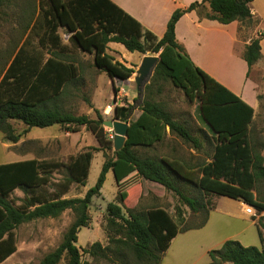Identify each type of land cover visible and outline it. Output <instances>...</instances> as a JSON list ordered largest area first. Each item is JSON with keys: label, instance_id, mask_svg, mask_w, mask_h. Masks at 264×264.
Instances as JSON below:
<instances>
[{"label": "trees", "instance_id": "trees-1", "mask_svg": "<svg viewBox=\"0 0 264 264\" xmlns=\"http://www.w3.org/2000/svg\"><path fill=\"white\" fill-rule=\"evenodd\" d=\"M253 0H201L176 9L170 16L164 34L157 38L151 31L124 11L112 0H38V12H27L26 35L0 79V132L3 139L15 143L25 133L16 132L11 121L27 128L59 124L67 131L89 130L100 147H90L71 157L66 164L65 186L51 198L28 195L31 188L46 185L56 163L32 158L0 164V262L15 249V228L37 218L57 217L69 209L74 220L59 244L46 252L37 264H160L164 252L179 232L202 227L209 215L206 204L186 195L180 188L184 182L196 185L204 195H223L239 199L254 207L255 224L260 247L243 245L236 239H226L219 248L210 249L208 264H264V198L254 192L257 181H264L263 156L255 152L249 140V126L254 109L214 77L197 66L175 38V24L183 13L198 9L207 2L205 16L220 23L238 20L252 21L249 7ZM6 0H0V8ZM29 7L31 3L28 2ZM70 34V41L84 52L93 55V64L110 78L128 79L132 67L115 60L107 53L108 43H121L128 51L158 54L153 73L144 86L140 113L129 119L133 104L114 107V118L127 122L128 131L122 148L114 151L112 139L104 130L102 115L95 109L96 118L74 114L60 102L61 88L78 74V67L66 61L67 54L60 44L58 28ZM36 38V45L32 43ZM57 48H47L48 42ZM260 36L245 45L242 58L248 67L261 56ZM50 55L47 57L46 54ZM165 82L180 88L188 98L198 101L200 118L206 125L212 152L209 161L194 170L180 158L149 155L142 149H152L162 142L167 132L188 142L198 150L200 140L189 128L176 121L163 105L155 100ZM264 98V96H263ZM104 153V162L94 186L83 197H62L71 183L84 185L94 150ZM112 170L118 187L116 201L105 205L104 231L108 244L92 242L80 250L76 245L78 231L88 225L89 205L100 195L106 173ZM148 180L173 191L180 202L192 212H204L201 222L185 226L181 208L177 207L176 221L164 208L151 207L146 211L128 209L121 202L127 196L129 181L141 184ZM125 186V187H124ZM24 193L16 206L9 198L13 189ZM212 209V208H210ZM90 260H84L83 254Z\"/></svg>", "mask_w": 264, "mask_h": 264}, {"label": "rangeland", "instance_id": "rangeland-1", "mask_svg": "<svg viewBox=\"0 0 264 264\" xmlns=\"http://www.w3.org/2000/svg\"><path fill=\"white\" fill-rule=\"evenodd\" d=\"M28 2L31 3V7H29ZM253 6L264 15V0H255ZM32 10L36 14L38 0H6L0 8V77L26 35L27 30L24 28L25 18H27V12L30 13ZM242 25L246 26L248 22H243ZM257 27L264 31V20L262 22L259 20ZM58 32L62 41L69 46L70 52L76 59L80 72L84 76V83L80 87L79 94L67 97L64 102L66 108L76 115L86 114L91 118H96L95 109H97L102 115V120H105L110 118L115 119L114 107L116 105L120 106L129 103L134 105L129 119L134 120L140 113L138 106L141 105L144 98V86L149 82L148 80L142 90L138 92L134 75L144 55L158 54L151 50L131 52L121 43L112 42V45L116 48L108 47L107 53L111 54L115 60L132 67L134 72L126 80L117 79L111 82V79L104 71L94 66L93 55L91 53L84 52L71 43L68 38L69 34L63 29H59ZM243 33V29L241 28L239 37H242ZM32 43L36 45V38L33 39ZM155 100L159 101L176 121L189 128L191 134L200 140L201 147L196 150L188 142L183 141L180 137L168 131L162 142L156 144L152 149H142L141 153L180 158L186 161L194 170H197L200 164L209 161V156L212 152V148L209 145L211 141L210 133L200 118L198 101L188 98L180 88L173 86L170 82H165L162 91L155 95ZM11 122L16 132L26 130L19 140L15 142L13 149L20 150L27 156H34L49 163L57 164V167L51 173L49 182L46 185L31 188L28 190V195L34 194L46 198H51L55 194L57 195L65 186V178L67 176L66 164L69 159L90 147H100L93 134L84 126H81L80 130L72 132L67 131L59 124L47 127L32 126L27 128L25 124L19 121ZM103 127L108 135H113L111 128L106 125H103ZM248 135L253 150L263 156L264 163L263 97L253 114ZM112 150H94L89 173L84 185L71 183L68 185L67 192L62 197H83L86 191L94 186L97 181L105 159L104 153L111 156ZM2 159L4 158H2V153L0 152V161ZM125 186L127 187V196L120 203L125 213L128 209L146 211L151 207H162L178 221L176 208L179 207L185 218V226H194L201 222L204 217L203 211L192 212L187 205L180 202L173 191L165 189L158 183L144 180L141 184H137L129 181ZM180 188L186 195L195 197L205 203L208 211L214 205L216 207L228 206L225 200L230 199V197L215 194L204 195L202 190L196 185L187 182L182 183ZM100 192V195L94 196L90 202L88 210L90 220L88 225L81 227L78 231L76 245L80 247V250L88 247L94 241H99L103 245L108 244V238L104 231L105 205L107 202L116 201L117 195V185L112 170L106 173ZM254 192L258 198H264V181L256 182ZM24 196L23 191L15 188L10 193L9 198L18 206ZM257 216L256 214L253 217ZM73 220L74 214L71 210L67 209L57 217L37 218L21 223L14 230L17 236L16 258L9 264H37L46 252L59 244L63 234ZM246 220L244 217L237 219L238 222H246ZM232 228H235L232 222L222 225L223 231L230 232L233 230ZM252 245L258 246L260 244L257 241L256 244ZM82 258L90 260V257L85 253ZM207 260V254L204 257L201 256L198 264L204 263ZM59 264H65V259H61ZM99 264L112 263L101 261Z\"/></svg>", "mask_w": 264, "mask_h": 264}, {"label": "crops", "instance_id": "crops-1", "mask_svg": "<svg viewBox=\"0 0 264 264\" xmlns=\"http://www.w3.org/2000/svg\"><path fill=\"white\" fill-rule=\"evenodd\" d=\"M112 1L133 18L137 19L144 29L151 31L157 38H160L165 32L166 24L171 14L176 9L185 8L196 0ZM254 1H251L249 4L252 21L246 26L242 25L238 20L224 24L206 17L205 13L209 11V7L207 2H204L198 9L183 13L175 24L174 32L176 40L184 47L186 53L197 66L252 106L255 112L264 96V31L257 27L258 21L260 20L262 22L264 20V15L253 6ZM241 28L244 33L242 37H239ZM59 29L63 28H58L57 32ZM68 34L69 38L71 33ZM258 36H260L261 56L255 63L248 67L246 61L242 58V52L245 45L252 38ZM60 44L68 56L66 61L72 62L71 60H73L72 63L78 67L76 77L61 88L63 93L59 95L61 98L60 102L65 106L64 102L67 97L79 94L80 87L84 83V76L80 72L78 63L72 56L69 46L62 41L61 36ZM108 45V47L116 48L112 45V42H109ZM47 48L53 50L57 47L52 46V42L50 41L47 44ZM49 55V53L46 54L47 57ZM110 79L111 82L117 80L116 78ZM13 145L15 146V143L5 141L3 134L0 132V152L2 153V158H4L0 161V164L35 158L34 156L25 155L20 150L13 149ZM142 181L144 180L142 179ZM225 203L228 206L216 207L214 205L209 211L206 223L202 227L177 233L172 238L168 249L164 252L160 264H198L201 256L208 255L210 249L219 248L226 239H236L243 245H252L259 241L261 245L255 219L244 212V205L246 203L232 198L226 199ZM261 214H264V211ZM241 217L246 218V222H238L237 219ZM231 222L235 225V228H232L233 230L230 232L223 231L222 225ZM15 246L17 249V236ZM16 249L6 259L0 262V264L13 262L16 258ZM209 261L210 258L208 255V260L201 264H208Z\"/></svg>", "mask_w": 264, "mask_h": 264}, {"label": "water", "instance_id": "water-1", "mask_svg": "<svg viewBox=\"0 0 264 264\" xmlns=\"http://www.w3.org/2000/svg\"><path fill=\"white\" fill-rule=\"evenodd\" d=\"M158 60V55H144L139 64L136 74L134 75V81L136 83L137 91H141L144 84L148 82L149 78L153 73V69L156 61ZM102 125H106L113 131V150L118 151L124 145L127 131L128 123L118 120V119H105L102 120Z\"/></svg>", "mask_w": 264, "mask_h": 264}, {"label": "built area", "instance_id": "built-area-1", "mask_svg": "<svg viewBox=\"0 0 264 264\" xmlns=\"http://www.w3.org/2000/svg\"><path fill=\"white\" fill-rule=\"evenodd\" d=\"M109 138L113 139V135L112 134L109 135ZM244 212L251 217L256 216V211H255L254 207L249 205V204H245Z\"/></svg>", "mask_w": 264, "mask_h": 264}]
</instances>
